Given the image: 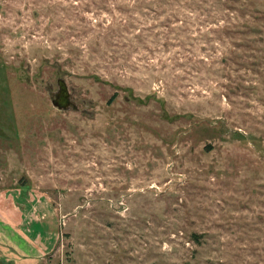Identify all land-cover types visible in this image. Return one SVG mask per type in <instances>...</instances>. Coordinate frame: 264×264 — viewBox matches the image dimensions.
<instances>
[{"label": "rangeland", "instance_id": "rangeland-1", "mask_svg": "<svg viewBox=\"0 0 264 264\" xmlns=\"http://www.w3.org/2000/svg\"><path fill=\"white\" fill-rule=\"evenodd\" d=\"M191 1L0 0V264H264V0Z\"/></svg>", "mask_w": 264, "mask_h": 264}, {"label": "water", "instance_id": "water-1", "mask_svg": "<svg viewBox=\"0 0 264 264\" xmlns=\"http://www.w3.org/2000/svg\"><path fill=\"white\" fill-rule=\"evenodd\" d=\"M58 91L55 93L51 104L58 109H67L71 106L69 91L65 81L62 78L57 80Z\"/></svg>", "mask_w": 264, "mask_h": 264}, {"label": "trees", "instance_id": "trees-1", "mask_svg": "<svg viewBox=\"0 0 264 264\" xmlns=\"http://www.w3.org/2000/svg\"><path fill=\"white\" fill-rule=\"evenodd\" d=\"M226 1H228V0H226ZM191 2H192V3H191V4H192V7H189V8H190L191 10H195V11H196V10H197L196 4H195L196 0H192ZM225 11H227V13H233V12H232V9H230V8H226ZM197 236H198V235L195 236V235L193 234L194 239L198 238Z\"/></svg>", "mask_w": 264, "mask_h": 264}, {"label": "crops", "instance_id": "crops-1", "mask_svg": "<svg viewBox=\"0 0 264 264\" xmlns=\"http://www.w3.org/2000/svg\"><path fill=\"white\" fill-rule=\"evenodd\" d=\"M15 223H16V222H15ZM22 223H24V221H23ZM20 224H21V222H20ZM41 253H44V252L42 251Z\"/></svg>", "mask_w": 264, "mask_h": 264}]
</instances>
